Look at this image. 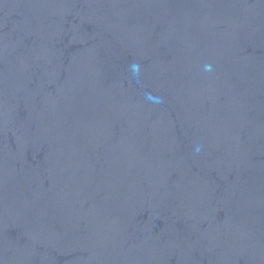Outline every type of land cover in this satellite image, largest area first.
<instances>
[{"label":"water","instance_id":"water-1","mask_svg":"<svg viewBox=\"0 0 264 264\" xmlns=\"http://www.w3.org/2000/svg\"><path fill=\"white\" fill-rule=\"evenodd\" d=\"M0 264H264V0H0Z\"/></svg>","mask_w":264,"mask_h":264},{"label":"clouds","instance_id":"clouds-1","mask_svg":"<svg viewBox=\"0 0 264 264\" xmlns=\"http://www.w3.org/2000/svg\"><path fill=\"white\" fill-rule=\"evenodd\" d=\"M209 70H210V66H209Z\"/></svg>","mask_w":264,"mask_h":264}]
</instances>
